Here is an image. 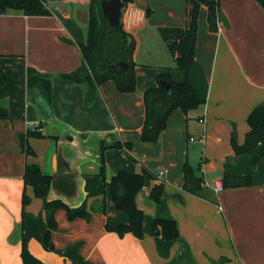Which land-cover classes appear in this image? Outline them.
I'll use <instances>...</instances> for the list:
<instances>
[{"label":"crops","instance_id":"obj_1","mask_svg":"<svg viewBox=\"0 0 264 264\" xmlns=\"http://www.w3.org/2000/svg\"><path fill=\"white\" fill-rule=\"evenodd\" d=\"M43 1L50 15H25L14 8L0 13V68L6 75L0 84V108L6 112L0 118V264H23L22 241L36 264H216L221 256L227 258L221 264H264V162L258 147L253 151L258 159L252 164L249 154L234 156L230 146L231 137L243 141L248 113L264 102V9L259 3L219 0L222 19L216 31L208 29L206 6L200 5L194 59L184 71L175 68L155 31L158 26L186 25L190 0H132L122 15L123 29L131 36L140 30L139 41L144 36L152 44L151 49L135 52L136 88L120 92L105 80L93 102L86 104L84 85L60 73L82 63L79 44L86 38L89 0ZM165 5L169 21H154L151 26V19L141 15L144 9ZM29 67L50 75L49 104L28 89ZM162 72L188 81L204 103L186 113L175 108L158 139L142 141V93L157 85ZM105 93L114 102L108 103ZM37 125L44 135L28 138L33 154H26L18 135ZM66 134L72 136L71 142ZM104 138L132 141L133 146L115 149L121 164H114L104 151L102 179L98 144ZM59 142L67 158L75 155L70 144L85 152L78 163L80 196L69 205L71 210L88 211L99 199L105 210L91 212L86 219L69 218L65 208H56L49 249L43 242V206L53 197L50 191L35 197L22 174L26 163L48 172L49 157ZM110 155L114 157V152ZM184 161L199 168L203 196L183 188ZM123 169L147 171L134 198L143 212L140 238L105 228L127 221V215L115 208L108 185L109 175ZM223 173L251 175L252 184L223 187L214 194L211 185ZM159 182L162 195L154 203L149 192ZM24 192L30 198L25 205ZM154 218L173 219L178 236L167 240L155 234Z\"/></svg>","mask_w":264,"mask_h":264},{"label":"trees","instance_id":"obj_2","mask_svg":"<svg viewBox=\"0 0 264 264\" xmlns=\"http://www.w3.org/2000/svg\"><path fill=\"white\" fill-rule=\"evenodd\" d=\"M101 0H89L88 18L86 23V38L79 44V51L82 57L81 65L68 72L60 73L64 79L81 83L85 87L84 103L93 102L98 90V86L105 80L112 79L120 92H132L136 88L135 82V62L131 57L133 48V38L119 24L115 27L108 25L107 20L102 16L100 9ZM131 0H125L126 4ZM219 0H190L187 10L188 22L184 26H158L157 32L163 41L168 53L174 59L175 68L186 71L194 59L197 21L200 5L206 6V21L208 29L217 30V22L222 19V13L218 6ZM264 9V0H256ZM8 8L19 9L25 15H50L51 12L43 0H0V13ZM147 8L146 13L149 14ZM123 61L127 64L125 70L113 72L108 68L109 64H116ZM157 85L146 88L142 93L144 105V118L141 129L142 141H155L161 131L166 127L169 114L179 108L186 113L204 103V98L200 97L195 88L186 80L176 81L168 73H159L156 77ZM6 81V75L0 68V84ZM27 86L31 91H36L46 103L51 100V79L50 75L37 71L29 67L27 69ZM167 86V87H166ZM6 112L0 108V118L5 117ZM248 130L244 134L242 142H237L230 138V146L234 156L249 154L250 162L256 163L257 156L253 151L259 148L260 157L264 162V102L255 105L246 117ZM39 126L29 128L25 133L18 135L20 147L26 154H33V150L28 145L29 137H41ZM131 148V142H122L119 139L111 141L101 140L99 143L100 167L98 174L104 178L105 161L103 153L108 148ZM199 168L192 167L187 161L182 166L183 188L194 195L203 196V177L198 174ZM146 170L141 173L119 170L109 179V194L116 209L123 211L127 215L125 223L114 225L107 224V230L115 231L118 235L126 232L132 233L140 238L143 233V212L135 204L136 193L144 184ZM24 185L32 188L35 197H42L49 188L50 175L42 172L37 164L26 163L23 169ZM223 187H238L252 184L251 175H239L223 173L219 179ZM162 182L155 184L149 192V197L154 203L160 201L162 195ZM212 192H216L211 188ZM29 196L22 194V204L29 201ZM96 202H99L96 204ZM90 205V209L71 210L64 202L54 199L44 204V218L46 231L43 236L44 245L52 249L53 244L50 239V231L56 228L54 211L58 207L67 210L69 218L83 216L90 218L91 212L104 211V200H96ZM151 227L155 234L162 238L171 240L178 236L176 222L170 218H154ZM21 257L23 264H36L24 241L21 243ZM227 258L221 256L216 264H221Z\"/></svg>","mask_w":264,"mask_h":264},{"label":"water","instance_id":"obj_3","mask_svg":"<svg viewBox=\"0 0 264 264\" xmlns=\"http://www.w3.org/2000/svg\"><path fill=\"white\" fill-rule=\"evenodd\" d=\"M125 8V0L100 1V9L102 12V16L107 20L108 25L111 27H115L119 24H122V15ZM126 67L127 64L123 61H120L116 64L108 65V68L113 72L125 70ZM64 138H66V140L69 142H71L72 140V136L70 134H66ZM110 139L111 138H104L102 140L110 141ZM62 145L63 142H59L57 145V149H55L56 147H54V149L52 150V153L49 157V170L48 172H45L51 177L48 191H50L51 196L53 198L48 201L58 199L67 204L68 207L71 209L69 205L72 202L76 201L80 196L79 187L81 180V172L78 163L81 159L84 158L85 152L83 153L82 149L80 147H77L76 144H70V148L75 151V155L71 158H67L63 154ZM98 163V166L100 167V153ZM113 174L114 173L109 175V179Z\"/></svg>","mask_w":264,"mask_h":264},{"label":"rangeland","instance_id":"obj_4","mask_svg":"<svg viewBox=\"0 0 264 264\" xmlns=\"http://www.w3.org/2000/svg\"><path fill=\"white\" fill-rule=\"evenodd\" d=\"M132 1V0H131ZM131 1H129V2H131ZM128 2V3H129ZM167 4H169V3H167ZM172 5V4H171ZM168 6H163V7H161V6H159V8L158 9H155V8H152V7H149L148 9L150 10L149 11V14H147L146 13V10L147 9H144L142 12H141V15L142 16H145V17H147L148 18V20L149 19H151V26L152 25H154L153 23H154V21H160V22H166V21H169L168 19V15H167V13L169 12V10H167V9H169V8H167ZM173 7V6H172ZM171 10V9H170ZM136 15H138V14H140L139 12H136L135 13ZM140 18V17H139ZM148 24H149V22H148ZM150 25V24H149ZM156 27V26H155ZM156 33V36H155V38H157V40H160L161 41V38H160V36H159V34H158V32H157V30L155 31ZM139 33H141V31L140 30H137L136 32H134V33H132V38H133V41H134V44H133V48H132V51H131V57H132V59L134 60L135 58L134 57H136L135 55H136V51H138L139 53H142L143 51H145V50H148V49H151V42L149 41V40H147L146 39V37H144L143 36V41L141 42V40L139 41V37H138V34ZM153 44H154V41H153ZM158 57V56H157ZM156 57V58H157ZM134 70H135V67H134ZM110 82H112L113 84H114V87L116 88V86H115V83H114V81L112 80V79H108ZM107 85V84H106ZM105 85V86H106ZM117 89V88H116ZM106 94V93H105ZM107 95V94H106ZM107 101H108V103L109 102H114V99L112 98V97H110V96H108L107 95ZM111 109H113V111H114V108H111ZM141 138V137H140ZM122 141V140H121ZM128 142H131V146H133V143H132V141H128ZM40 145H42V142H40ZM123 148H126V147H123ZM115 149L116 148H108V149H106L105 151H108V155H109V157H110V159H111V161H113L114 162V164L115 163H118V164H121V162H118L119 160H121L117 155H116V152H115ZM127 149V148H126ZM110 152H114V157L113 156H111L110 155ZM107 161V160H106ZM97 203H99V202H96V204Z\"/></svg>","mask_w":264,"mask_h":264},{"label":"built area","instance_id":"obj_5","mask_svg":"<svg viewBox=\"0 0 264 264\" xmlns=\"http://www.w3.org/2000/svg\"><path fill=\"white\" fill-rule=\"evenodd\" d=\"M35 126H33L32 128H34ZM190 140H194L195 138L194 137H190L189 138ZM197 141H202V137H198L196 138ZM162 172L160 171L158 173V175H160ZM211 188L217 193L219 190L222 189V183L221 181L218 179V180H215L212 185H211ZM219 208L221 209V207L219 206Z\"/></svg>","mask_w":264,"mask_h":264}]
</instances>
